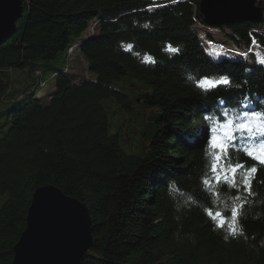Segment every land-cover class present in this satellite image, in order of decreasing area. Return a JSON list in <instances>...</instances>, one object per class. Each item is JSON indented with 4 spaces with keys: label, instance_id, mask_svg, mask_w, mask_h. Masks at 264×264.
<instances>
[{
    "label": "trees",
    "instance_id": "obj_1",
    "mask_svg": "<svg viewBox=\"0 0 264 264\" xmlns=\"http://www.w3.org/2000/svg\"><path fill=\"white\" fill-rule=\"evenodd\" d=\"M198 3L22 0L17 30L0 45V97L8 70L26 65L38 76L54 72L53 88L39 98L36 82L0 113V196L7 195L0 204V264H11L32 194L45 185L89 209L93 244L81 264H264V166L257 165L252 194L243 185H225L217 194L214 181L202 184L205 117L240 107L246 97L264 107V63L251 50L254 41L264 45L254 30L264 19L217 27L244 57L214 58L196 28V21L210 27ZM59 52L83 65L82 77L34 63ZM205 75L227 76L232 86L206 94L195 84ZM108 98L143 129L140 145L130 133L122 142L110 133ZM235 155L248 166L257 163ZM241 205L243 235L225 239L227 224L218 228L205 209L229 210L231 223L230 209Z\"/></svg>",
    "mask_w": 264,
    "mask_h": 264
},
{
    "label": "water",
    "instance_id": "obj_2",
    "mask_svg": "<svg viewBox=\"0 0 264 264\" xmlns=\"http://www.w3.org/2000/svg\"><path fill=\"white\" fill-rule=\"evenodd\" d=\"M198 11L210 27L264 19L261 0H199ZM22 15V0H0V45L17 30ZM92 244L88 207L53 185L40 186L32 194L11 264H81Z\"/></svg>",
    "mask_w": 264,
    "mask_h": 264
},
{
    "label": "snow or ice",
    "instance_id": "obj_3",
    "mask_svg": "<svg viewBox=\"0 0 264 264\" xmlns=\"http://www.w3.org/2000/svg\"><path fill=\"white\" fill-rule=\"evenodd\" d=\"M128 50L132 45L126 46ZM171 53L179 49L172 45L167 46ZM218 55V54H217ZM258 62L264 63V56L257 53ZM146 63L154 62L150 57L145 56ZM193 79V77H189ZM195 84L204 93H211L221 87L232 86V81L227 76H201L195 79ZM221 103H226L221 101ZM209 123L208 129H202L206 138L207 171L202 178L205 188H210L214 181L217 185V194L223 191L224 186L238 189L241 185L249 194L253 192L252 180L255 178L258 167L264 166V107H254L251 98H245L240 107L222 108L217 114L213 113L205 117ZM231 150V151H230ZM243 153L244 156L256 164L248 166L237 158L235 154ZM174 188V185L172 186ZM187 199H191L188 196ZM240 208H231V223L225 220L229 210L213 211L212 206L205 209L206 214L216 223L218 228L224 229L227 224V235L233 237L243 235L242 227L239 225V218L244 214Z\"/></svg>",
    "mask_w": 264,
    "mask_h": 264
},
{
    "label": "rangeland",
    "instance_id": "obj_4",
    "mask_svg": "<svg viewBox=\"0 0 264 264\" xmlns=\"http://www.w3.org/2000/svg\"><path fill=\"white\" fill-rule=\"evenodd\" d=\"M196 28L199 31V35L203 42V45L210 56H213L214 58H218L221 56H227L231 58L244 57V53L239 52L236 47H234L230 42H228L224 38L219 28L206 27V25L200 23L199 21H196ZM259 28L260 29L254 30L260 35V37L264 39V25L259 26ZM88 35L89 33L86 30L82 34V37L85 38ZM224 41L228 44V46L223 45ZM251 50L253 51L257 62V53H259L261 56H264V45H261L260 43L254 41L253 48ZM64 55L65 53L59 52L53 59L46 61L36 59L34 60V63H36L37 65H46L48 67L49 65L58 68L63 67L69 71L78 73L82 77L84 73L83 65L81 66L77 59L72 61L73 57H71L70 59H66V56ZM72 65L76 67L72 69ZM8 73L10 76V82L9 87L5 91L4 95L0 97V113L3 112L10 105L19 101L22 97L27 95L34 88V83L36 82L40 83L41 81L40 85L37 88V96L39 98L45 99L47 94L51 92L53 88L54 72L52 71H44L41 73V75L38 76L36 71H30V66L26 65L23 68L9 69ZM89 76L90 78H94L92 74H89ZM122 81L123 79H121L120 81H116L114 87H120L119 83H121ZM111 101V98L105 99L103 101V105L109 117L110 133L117 132L119 134L121 142L124 140L126 135L130 133L131 139L133 138L135 144L140 145L143 140V136L141 135L140 131L143 129L140 126H137L135 122H131L127 119L130 116V112H128L127 110H118V106L110 105ZM122 122L124 123L121 124ZM199 125L202 126L203 123H200ZM202 135L205 136V133H203ZM6 197L7 195L0 196V204L6 199Z\"/></svg>",
    "mask_w": 264,
    "mask_h": 264
}]
</instances>
